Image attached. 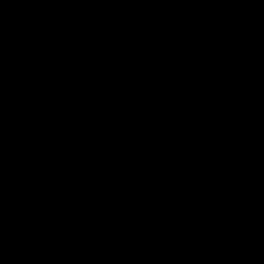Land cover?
I'll return each mask as SVG.
<instances>
[{"label": "water", "instance_id": "obj_1", "mask_svg": "<svg viewBox=\"0 0 264 264\" xmlns=\"http://www.w3.org/2000/svg\"><path fill=\"white\" fill-rule=\"evenodd\" d=\"M0 264H264V0H0Z\"/></svg>", "mask_w": 264, "mask_h": 264}]
</instances>
